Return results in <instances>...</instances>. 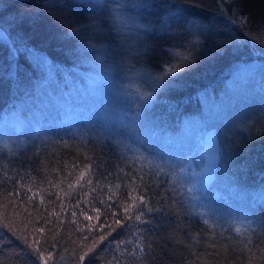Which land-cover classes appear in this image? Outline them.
<instances>
[{
	"label": "trees",
	"instance_id": "16d2710c",
	"mask_svg": "<svg viewBox=\"0 0 264 264\" xmlns=\"http://www.w3.org/2000/svg\"><path fill=\"white\" fill-rule=\"evenodd\" d=\"M152 2L0 0V264H264V0ZM165 19L138 59L136 25ZM196 133L217 149L200 188L171 145Z\"/></svg>",
	"mask_w": 264,
	"mask_h": 264
},
{
	"label": "rangeland",
	"instance_id": "374dc122",
	"mask_svg": "<svg viewBox=\"0 0 264 264\" xmlns=\"http://www.w3.org/2000/svg\"><path fill=\"white\" fill-rule=\"evenodd\" d=\"M247 71H251L252 74L256 76V74L261 71V68L259 65L254 64L249 66ZM257 84L258 81H256L254 84L253 94L252 96L250 95V98H257L258 102H263V99L260 96L262 94L255 90ZM237 96V94H234L230 97L231 101L225 102V104H227V106L225 107H231V111H225L223 114V117H226L228 115V117L225 118V122H230V126L226 131H224V133L227 132L230 128H236L242 121H244L246 117L247 109L244 108L243 105L236 104ZM195 128L196 127L193 126L192 129L194 130ZM192 134L193 131L188 128L186 135L191 136ZM213 137L214 135L212 133H205L202 134V138H200L198 136V133H196V136L191 140L195 143H192L191 141H180L178 138H175V142L171 144L175 154L179 156L183 162H185V168H189L191 170L192 176L195 177V185L197 188L203 187L208 184L209 179L207 178L210 173H212L214 168L209 167L210 162L213 160V158H216L217 162V149L213 141ZM169 149L168 151L164 150L163 152H169ZM262 193H264V190L262 189L252 191V200L264 203V199L261 198Z\"/></svg>",
	"mask_w": 264,
	"mask_h": 264
},
{
	"label": "snow or ice",
	"instance_id": "6c2138e0",
	"mask_svg": "<svg viewBox=\"0 0 264 264\" xmlns=\"http://www.w3.org/2000/svg\"><path fill=\"white\" fill-rule=\"evenodd\" d=\"M97 3H99V0H97ZM153 6V2L152 0H137V4L136 7H142L144 9L150 8ZM173 18H175V14H170ZM168 26V21L167 19H165L163 21L162 27L159 31H155L153 26L151 24L149 25H143V24H139L136 25V28L138 29V35L137 38L139 40V44L137 45V50H136V56L138 59H141L144 56H148L151 53H155L156 52V47L152 44H150L148 42L147 39V34H151V33H155L156 35H161L163 34V30ZM139 32H143L145 33V35L141 36L139 35ZM4 34L2 32H0V37H2ZM223 47V45H217L216 48V54L217 55H222L223 53L221 51H219V49ZM103 54L107 53V49H100L98 50ZM103 55H100L97 57V60L99 61H103ZM194 60H190L189 57H184L183 58V64L184 66H188V64L194 63ZM183 67H178L176 64H171L169 63V66L167 68V75H160V76H156V77H151L149 75V80L151 81L149 84V87L152 89L151 92H147V93H138V95L140 96V100L141 101H147L150 98H152L154 96V93L161 88L167 87V76H175L177 73L183 71ZM115 71V69L112 66H108L105 70L104 73L101 74V80L107 83H112L114 82L112 80V73ZM132 123H135V118L132 119ZM23 125H17L15 126L16 129L18 130L19 127H22ZM2 131V130H0ZM216 164V158H213V160L210 162L209 167L212 168L214 167ZM261 198L264 199V193L261 194ZM43 199V197H41V200ZM139 200L141 202H144V197L140 196ZM151 211V209H149ZM99 211V209H97V212ZM124 212L127 214L128 213V208L124 209ZM142 215V213H141ZM88 219H91V217H88ZM128 219H131V217H128ZM136 219L139 220L140 216H136ZM117 224H120L121 221L117 220L116 221ZM113 231H115V229H113ZM236 232H240L241 229L240 228H236L235 229ZM44 232V228H40L38 230V233H43ZM108 235H111V233H108ZM26 244H29L30 248L36 252L38 258H43V253H41L40 251V246H39V242L36 240H31L29 241L28 237L25 236H21L20 237ZM100 241H104L105 240V236L104 235H100L99 237ZM89 252L92 251V249L88 250ZM51 255V253H49V256ZM88 255V252H85L83 256L80 257L81 260L84 259L85 256ZM44 264H48V258H44Z\"/></svg>",
	"mask_w": 264,
	"mask_h": 264
}]
</instances>
